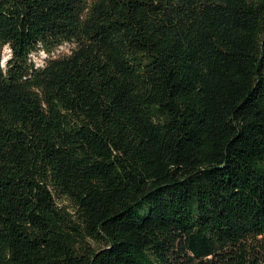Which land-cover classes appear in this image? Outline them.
Here are the masks:
<instances>
[{
	"label": "trees",
	"instance_id": "16d2710c",
	"mask_svg": "<svg viewBox=\"0 0 264 264\" xmlns=\"http://www.w3.org/2000/svg\"><path fill=\"white\" fill-rule=\"evenodd\" d=\"M0 264H264V0H0Z\"/></svg>",
	"mask_w": 264,
	"mask_h": 264
},
{
	"label": "rangeland",
	"instance_id": "374dc122",
	"mask_svg": "<svg viewBox=\"0 0 264 264\" xmlns=\"http://www.w3.org/2000/svg\"><path fill=\"white\" fill-rule=\"evenodd\" d=\"M68 47H69L68 45L63 44L62 46H60V47L57 49V51L54 52V55H57V54H59V53L67 52ZM7 55H8V51H7V49L3 50V56H2V59H3V60L7 59ZM43 56H44V55H43L42 51H39L38 53H32V54H31V59H32L35 63H37L38 65H40L41 62H42Z\"/></svg>",
	"mask_w": 264,
	"mask_h": 264
},
{
	"label": "built area",
	"instance_id": "2783aa9c",
	"mask_svg": "<svg viewBox=\"0 0 264 264\" xmlns=\"http://www.w3.org/2000/svg\"><path fill=\"white\" fill-rule=\"evenodd\" d=\"M9 52V50H7Z\"/></svg>",
	"mask_w": 264,
	"mask_h": 264
}]
</instances>
